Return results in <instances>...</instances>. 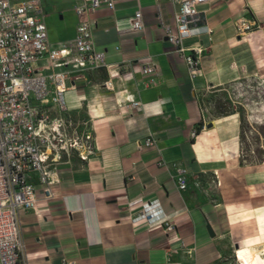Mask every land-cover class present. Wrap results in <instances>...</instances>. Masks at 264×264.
I'll return each mask as SVG.
<instances>
[{"label":"crops","instance_id":"crops-1","mask_svg":"<svg viewBox=\"0 0 264 264\" xmlns=\"http://www.w3.org/2000/svg\"><path fill=\"white\" fill-rule=\"evenodd\" d=\"M42 2L49 41L72 38L77 16L71 0L51 15ZM157 5L163 21L172 24L178 7L171 0H116L113 9L102 6L90 14L94 48L104 52L106 64H119L120 74L112 78L113 89L104 87L105 66L70 74L65 115L85 123L95 152L88 161L72 156L58 164L50 198L32 175L37 209L19 212L27 264H204L221 243L264 242V164L240 161L237 112L203 119L200 109L208 86L264 78V0L197 5L211 32L183 39L184 47H204L201 74L194 78L167 40ZM138 7L143 28L134 31ZM242 17L259 27L238 34ZM147 59L158 67L153 84L137 81ZM131 93L141 109L126 103ZM150 137L156 143L147 146ZM176 168L187 171L186 190L177 187ZM196 178L201 187L194 186ZM154 198L173 231L132 222L142 203Z\"/></svg>","mask_w":264,"mask_h":264},{"label":"built area","instance_id":"built-area-1","mask_svg":"<svg viewBox=\"0 0 264 264\" xmlns=\"http://www.w3.org/2000/svg\"><path fill=\"white\" fill-rule=\"evenodd\" d=\"M116 0H71L77 16L72 38L58 43L48 39L46 10L42 0H0V264H27L20 228V210L36 211L38 191L32 175L42 185L46 198L53 195L51 184L58 178V164L62 156H70L73 149L80 160L88 161L95 152L92 132L84 126L67 142L63 126L68 117L66 92L70 74L105 66L108 78L104 87L113 89V77L119 76L120 65L105 63L103 51L94 48L90 14L104 6L113 9ZM177 5L173 23L164 22L157 5V19L169 43L180 52L187 64L190 78L201 74L202 45L184 47L183 39L210 33L204 13L197 5L208 0H171ZM259 27L256 20L244 17L236 21L238 34H246ZM143 14L138 7L133 13L130 29L142 30ZM41 59L46 66H34ZM48 68L46 72H43ZM141 84H153L158 74L157 65L147 59L139 66ZM126 103L142 108L135 94H127ZM204 119V108L200 107ZM196 130L191 131V136ZM153 137L145 145L155 144ZM176 184L180 191L188 188L187 171L176 168ZM201 187L198 178L193 180ZM135 225L161 224L173 231L158 199L142 203L141 210L132 217ZM62 264H76L64 260Z\"/></svg>","mask_w":264,"mask_h":264},{"label":"rangeland","instance_id":"rangeland-1","mask_svg":"<svg viewBox=\"0 0 264 264\" xmlns=\"http://www.w3.org/2000/svg\"><path fill=\"white\" fill-rule=\"evenodd\" d=\"M70 0H46L47 14H55L60 8L68 5ZM47 61L41 63L34 62L33 65L46 66ZM45 68L43 72H46ZM201 104L207 117H214L217 112V103L228 111H236L244 122V139L241 144V157L244 163L251 164L250 160L262 161L264 164V138L255 135V126L264 123V78L258 76L241 77L230 81L224 85L212 87L208 86L201 94ZM85 123L73 120L69 116L63 126L64 139L69 142L74 136V129L81 131ZM77 156L72 149L70 156H62L68 159ZM241 248L238 244L230 245L221 243L218 245L215 254L210 255L204 264H251L246 258H238L236 249Z\"/></svg>","mask_w":264,"mask_h":264},{"label":"bare ground","instance_id":"bare-ground-1","mask_svg":"<svg viewBox=\"0 0 264 264\" xmlns=\"http://www.w3.org/2000/svg\"><path fill=\"white\" fill-rule=\"evenodd\" d=\"M238 258H246L251 264H264V242L250 244L236 249Z\"/></svg>","mask_w":264,"mask_h":264},{"label":"trees","instance_id":"trees-1","mask_svg":"<svg viewBox=\"0 0 264 264\" xmlns=\"http://www.w3.org/2000/svg\"><path fill=\"white\" fill-rule=\"evenodd\" d=\"M216 105H217V112H216V114L214 116H224V115H228V114H230L232 112H236L235 110L234 111H228V110L222 108V106L219 103H217ZM239 117H240V146H241L242 140L244 139V133H243V131H244V127H245L246 124H244V122L242 120V117L240 115H239ZM254 130H255L256 137H258V138H264V123L257 124L255 126V129ZM240 161L242 163L244 162V160L241 157V155H240ZM261 161H262L261 159H258V160H250V163L251 164H258Z\"/></svg>","mask_w":264,"mask_h":264},{"label":"water","instance_id":"water-1","mask_svg":"<svg viewBox=\"0 0 264 264\" xmlns=\"http://www.w3.org/2000/svg\"><path fill=\"white\" fill-rule=\"evenodd\" d=\"M210 125H211V124L209 123V124L207 125V127H210ZM206 229H207V231H208V233H209L210 236L213 237V236L215 235V234H214V231L212 230V227L210 226V224H208V223L206 224Z\"/></svg>","mask_w":264,"mask_h":264}]
</instances>
